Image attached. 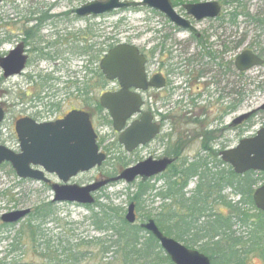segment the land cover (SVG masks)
I'll return each mask as SVG.
<instances>
[{"label":"rangeland","instance_id":"374dc122","mask_svg":"<svg viewBox=\"0 0 264 264\" xmlns=\"http://www.w3.org/2000/svg\"><path fill=\"white\" fill-rule=\"evenodd\" d=\"M92 1L103 0H4L0 4V57L6 56L21 41H26L24 40L25 31L31 28L36 29L34 30L35 39L29 40V43L26 44L28 63L23 73L4 79L0 69V107L5 111V119L0 127V143L7 149L18 152V142L13 127L15 121L19 118L28 117L37 122H52L72 108L81 109L92 114L91 123L97 135V143L100 151L107 155V160L101 167L80 174L68 182L70 185L78 186L90 184L100 177L118 175L125 168L145 160L149 155L153 158L158 157L163 151L161 148L155 152L150 147L135 150L130 154L126 153L117 142V134L108 125L107 114L104 111H97L95 107L93 108L92 101L89 102V100H97L107 90V87H101L99 78V86L94 87L90 74L95 72V68L109 49L117 44H129L148 54L155 66L157 62L162 60L167 61L169 67L177 65L172 67L177 69L174 72L173 85L179 88L177 91L179 97L181 94L189 92L184 84L188 80L187 75L191 66H193V69L199 66V63L196 62L197 58H195L199 50L195 48V45L191 44L190 46L185 43L187 41L186 33H174L170 40L166 42L165 52H160L159 43L161 38L166 34L171 36L172 33L169 31L171 29L168 26L166 27L165 19L146 7L118 10L97 18L79 19L69 15L73 9ZM123 1L139 2L140 0ZM205 1L209 0H177L175 5ZM215 1L222 4L221 15L225 19V31L223 30V32L226 35V42H233L234 44L243 38L242 44L237 50L232 49L228 52L226 61H233L236 55L245 50L251 51L256 56L258 55L264 61V0ZM41 12L46 13L45 17L49 20L41 22ZM233 15H235V19ZM37 27H39L38 30ZM205 27L206 22L198 26L201 30ZM110 45H112L111 48H109ZM39 49H42V53L46 57L50 56L53 59L44 60L39 57ZM83 49H86V52H82ZM55 58H59L57 59L59 61H55ZM190 59H194V63L189 68L187 60ZM155 66H153L154 70ZM45 76L54 80L46 83V88L49 87L45 90L46 100L39 103L32 97L39 94L40 88L36 84H38L40 78ZM93 80L95 81V79ZM226 83L227 93L234 90V88L242 90V102L235 113H230L226 117L225 124L222 123L221 126L210 125L207 131H203L205 135L211 133L208 137L206 136L209 140L215 138V141L208 147L209 152L203 149L201 141L197 139L199 133L196 132L197 129L194 126H186L188 123L187 116L183 117L182 115L176 119L180 127L178 126L174 130L169 123L164 127V135H169L167 139L165 138L164 143L168 146H172L174 141L177 142L179 134L185 137V140H182L183 143L174 144V147H178L177 151L181 156V162L175 165L174 168L172 167L171 170H177L183 164L188 166L197 159L207 162L208 168L216 165L220 170H227L229 166L220 161L218 153L234 148L240 139L253 135L264 123V115L259 114L255 118H251L242 131H221L226 127L225 125L239 114L255 110L264 103V90H256L260 86L264 87V65L249 70L239 79L233 73L228 74ZM84 92L87 95H84ZM43 95L44 93L40 94V97H43ZM228 102L227 99V106ZM51 105L56 107V109H51L52 112L49 110ZM213 129L216 130L212 132ZM186 131H188V134H186ZM210 155L216 157L213 158ZM123 163L127 164V167H123ZM167 177H155L148 182L149 187H152L153 190L146 191L138 208L139 210L135 211L138 225L147 221V219L153 220L152 217L163 213V209L169 204V200H163L155 195L165 190ZM252 177L255 178V176ZM47 178L51 182L57 183L55 177ZM197 182L198 176H194L188 182L183 190L185 198L191 199L193 197ZM138 184L139 180L129 185L124 182L110 184L96 193L95 199L99 203H106L108 200L114 208H120L123 216H125L127 207L131 203L130 199L138 190ZM6 189L10 191V195L1 194ZM0 194V217L15 210L29 209L31 211L37 208L36 206L47 203L52 199L51 191L42 183L34 181L20 182L16 177L7 175L5 172H0ZM11 195L13 196L10 197ZM221 195L231 205L239 203L242 198L230 189L224 190ZM13 201H16V204ZM55 205L54 213L50 217L58 219L60 222H52L41 227L45 236L52 239L53 245H57V240L65 236L69 239V243L73 244L76 243L73 240L89 241L92 238L109 235L108 232L102 234L95 231L89 224L88 220L91 214L89 210L76 204L63 203ZM223 208L222 204L216 203L212 211L216 214L217 212L225 214ZM241 209L247 215H252L253 208L248 203L242 205ZM95 211L97 210H93V212ZM30 220V216L25 217L14 227L0 233V262L7 257L11 263L20 260L26 262V264L36 262L38 264L40 260L37 258V253L33 252L30 244H27L28 240L26 238L24 239L23 256L17 258V253H8L11 249L9 248V245H11L9 241ZM204 223H206V219H201L200 222H197V227H203ZM0 224H2L1 221ZM166 226L167 229L173 232L172 235L183 230L182 225H177L176 221L174 222L176 227L170 228L173 226L172 224ZM232 231L237 237L248 238L245 230L238 229L237 225L233 226ZM145 233L142 234L143 238L147 237ZM205 242L199 241L197 246L179 243L185 247L188 245L191 250L202 253L200 247ZM162 255L164 257V253ZM206 256L209 258V255ZM106 258L109 259L110 255ZM82 264H91V262L86 261ZM248 264H263V262L257 257L250 256Z\"/></svg>","mask_w":264,"mask_h":264},{"label":"water","instance_id":"95a60500","mask_svg":"<svg viewBox=\"0 0 264 264\" xmlns=\"http://www.w3.org/2000/svg\"><path fill=\"white\" fill-rule=\"evenodd\" d=\"M138 7H147L161 13L177 28L196 33L188 21L176 14L170 0H140L131 3L121 0L92 1L73 9L72 14L80 19L95 18L117 10ZM183 9L197 21L216 18L221 11L215 2L188 4L184 5ZM27 60L24 46L19 43L6 56L0 57L2 77L7 79L20 75L26 67ZM144 64L145 59L138 48L129 44L115 46L99 62V69L104 78L108 81L118 80L121 85V90L117 94L105 93L100 96L99 106L110 116L112 128L119 135L118 144L126 153H132L138 147L144 146L158 132L156 126L150 124L151 118L148 114L126 127V123L140 112L141 107L140 98L128 89L133 87L144 90L148 85L145 84ZM262 64V60L250 51H243L235 60V67L241 73ZM259 111L264 112V104L254 111L241 115L233 124H241ZM4 117V111L0 107V125ZM14 132L18 141V152L11 151L0 143V166L8 164L20 180L50 184L53 193L50 202L53 204L91 206L95 202L94 194L102 188L118 182L129 185L138 179L145 183L165 172L175 161L148 158L126 168L115 177L84 186L70 185L68 182L71 179L101 167L106 161V155L99 152L97 135L88 113L73 110L61 120L48 123H37L27 117L20 118L14 123ZM219 157L236 175L247 172L264 174V124L255 136L242 139L236 147L221 151ZM45 174L54 175L61 184H51ZM253 203L257 210L264 213V182L255 190ZM29 213V209L15 210L3 214L0 221L4 224H17ZM124 220L129 225L136 223L134 203L128 205ZM139 227L156 239L172 264H211L205 255L163 235L152 219L141 223Z\"/></svg>","mask_w":264,"mask_h":264},{"label":"trees","instance_id":"16d2710c","mask_svg":"<svg viewBox=\"0 0 264 264\" xmlns=\"http://www.w3.org/2000/svg\"><path fill=\"white\" fill-rule=\"evenodd\" d=\"M42 13H40L43 19L40 18L41 22L46 20V13ZM233 17L236 18L235 15ZM34 30L36 29L31 28L25 31V40L35 39ZM111 47L112 45L109 48ZM82 52H86V49H83ZM38 55L44 60L53 59L50 56L46 57L42 53V49L38 50ZM98 78L101 81L102 76L99 74ZM46 82L45 76L40 78L36 84L40 88V92L32 99L39 103L46 100ZM42 93L44 95L40 97ZM84 95L87 94L84 92ZM53 108L56 109L54 105H51L49 110L51 111ZM97 111H101L99 106H97ZM206 147L203 146V149L209 152ZM174 155L179 156V153L175 152ZM214 155L210 156L214 158L216 157ZM207 164L204 160L197 159L188 166L183 164L181 168L169 174L165 190L155 194L163 200L170 201L163 209V213L152 217L156 226L166 237L172 238L173 236L172 239L180 243L197 246L199 241H206L207 243L205 242L200 250L204 255H209L212 264H248L250 256L257 257L264 264V214L256 210L258 214L252 219L241 209V206L246 203L254 208L251 200L252 190L245 188L246 185H242L244 181H247L246 177L234 174L230 167L227 170H220L216 165L208 168ZM122 165L127 167L125 163ZM0 172L15 177L8 164L1 165ZM194 176H198L200 182L195 187L193 197L187 199L183 190L187 186L188 180ZM177 179H180L182 183L178 184ZM226 189L241 196V201L234 205L226 202L221 195ZM149 190L153 189L149 187L148 182L138 184L137 192L130 199L136 210H139L142 198ZM4 193L10 195V191L7 189L1 192L2 195ZM13 202L16 204V201ZM216 203L224 204L227 210L225 217L213 214V206ZM55 206V204L47 202L32 209L31 220L25 227H21L9 241L11 244L9 245L11 248L9 254L17 253V258L23 256L24 239L26 238L27 244H30L33 252L37 253V258L40 260L38 264H82L86 261L91 264H172L168 257L165 255L163 257V252L157 241L147 233H145L147 237L143 238V230L138 225L127 224L121 209L114 208L108 200L106 203H99L95 199L92 206L83 207L91 212L88 221L94 230L102 234L108 232V236L92 238L89 241L77 239L73 240L76 242L73 244L69 243V239L65 236L57 240V245H53L52 239L45 236L41 227L52 222H60L58 219L50 217L54 213ZM93 210L97 211L93 212ZM201 219H206V223L203 227H197V222H200ZM175 221L177 225H182L183 230L172 235L173 232L167 229L166 225L172 224L173 226L170 228H174L176 227L174 226ZM234 225H237L238 229L245 230L248 238L237 237L232 231ZM12 227L14 225L0 224V233ZM188 245L186 247L191 249ZM109 255L110 258H106ZM0 264H26V262L15 260L11 263L5 257ZM30 264H37V262Z\"/></svg>","mask_w":264,"mask_h":264},{"label":"flooded vegetation","instance_id":"af4514ba","mask_svg":"<svg viewBox=\"0 0 264 264\" xmlns=\"http://www.w3.org/2000/svg\"><path fill=\"white\" fill-rule=\"evenodd\" d=\"M3 1L4 0H1L0 4H2ZM176 2L177 0H170V4L172 8L175 10L177 15H179L180 17L188 21L189 24L192 27H194V29L196 30V33L184 31V30L177 28L172 23H170L164 17L163 14L158 13L162 19H165L164 20L165 25L166 27L168 26L171 29L169 31L172 33L171 36H169L168 34H166L165 36L164 35L162 36L161 42L159 43V48H160V52L162 51L165 52L166 42L170 40V37H172L174 33H186L187 41L185 43L187 45L189 44L190 46L191 44H193L195 45V48L199 50L197 55L195 56V58H197L196 62L199 63V66L195 67L194 65L195 69H193V66H191L190 68V65L194 63L195 58L192 60L191 59L187 60L190 70L187 75L188 80L184 84V87L188 89L189 92H185L183 95L181 94L179 97L178 92H177L179 88H176V86L174 87L173 85V78L175 74L174 72L177 69L175 68L173 69L172 67H175L177 65H171L172 67H169V65L167 64V61L162 60L160 62H157V65L155 66L154 63H152L148 54L143 53L140 49H138L139 53L145 59V64H144V69H143L144 76H145V84H148V85L144 90L136 89L133 87L128 89L131 93L136 94L140 98L141 107H140V112L132 116L130 120L126 123V127L132 125L134 122L140 121L143 115L148 114L151 118L150 124L156 126L157 131H158L157 134L147 144H145L144 146L138 147L136 150L148 149L151 147L156 152L162 148L163 151L160 156L153 158V156L149 155L146 159L148 158H152L153 160L175 159V161L167 167L165 172L157 176L159 178L169 176L170 173H173V171L176 170V169L171 170V168L172 167L174 168L175 165L181 162V156L174 155L175 152H178L177 151L178 147L177 146L174 147V144H179L180 142L183 143L182 140H185V137L182 134H179L177 142L174 141V144L172 146L171 145L168 146L166 143H164L165 138L167 139L169 136V135H164V127L167 126L168 123L171 126V128L174 130L176 127L179 126V123L176 122V119L182 115L183 117L187 116L188 123L186 124V126L187 127L194 126L197 129L196 132H199L197 135V139L201 141L202 147L203 146L210 147V145L215 141V138L211 139L213 141L209 140L207 137L208 135H211V133L205 135L203 131H207L210 125L221 126L222 123L225 124L226 117L230 113H235V111H237L240 108V105L242 102V90L241 89L234 88V90H230L227 93L226 78L228 74H232V73L236 75L238 79L242 78L244 73H241L236 69L235 60L243 51H241L238 55H236L234 60L230 62L226 61V55L232 49L237 50L241 46L243 38L241 40H238L234 44L233 42H228V43L226 42V35H225V32H223V30L225 31L224 29L225 19L221 15V11L219 12V15L216 18L197 21L194 19L193 16L187 15L186 11L183 9L184 5H188V4H184V5L179 4V6H176L175 5ZM207 2H215L220 6V9H222V4L215 0H209V1L201 2V3H207ZM201 3L196 2V3H191V4H201ZM69 15H72V13L70 12ZM45 19L49 20V18L47 17H45ZM203 22H206V27L203 30H201L198 28V26L202 24ZM24 40H25V37H24ZM20 43L23 44L24 53L26 54V48H27L26 44L29 43V40L26 39V41H21ZM245 51H248V50H245ZM26 56L28 57L27 54ZM57 59L59 58H55V61H59ZM263 65H264V61H263ZM153 66H155V70L153 69ZM99 74L102 76V79L100 82L101 87H104V86L107 87L106 88L107 90L104 91L100 96H102L105 93L117 94L121 90V85L118 80L108 81L104 78V76L102 75L99 69V65L95 68V72L90 74L94 87L99 86L98 85V75ZM93 79H95V81ZM46 80H47L46 83H49V81H52L54 79H51L50 77H46ZM48 88L49 87H47L46 89ZM256 90L263 91L264 87L260 86L256 88ZM182 91L184 92L185 90H182ZM227 99L229 100L228 106L226 104ZM91 101L93 104V108L95 107V109L97 110V106H99V98L97 100L93 99ZM73 110H81V109L72 108L68 110L65 114L61 115L60 117L55 118L52 122L61 120L68 112L73 111ZM102 111L104 110L101 109V112ZM104 112L107 114L106 117L108 118V125H110L112 128L110 116L108 115L106 111ZM88 114H89L90 121H92V114L90 113ZM259 114L264 115V112L256 113L255 116L252 117V119L255 118ZM241 115L242 114H239L238 116L233 118L227 125H225L226 126L225 128L221 129V131L222 132L226 130L242 131V129H244L245 126L250 122V118L246 120L245 122L243 121L241 124L234 125L233 123L235 122V120ZM215 130L216 129H213L212 132H214ZM186 134H188V131H186ZM255 134H256V131L253 135H250L249 137H252ZM118 136L119 135L117 134V139H118ZM186 143L188 144V142ZM240 176L246 177L245 179L247 181L246 182L244 181V184L242 183V185H246L245 188L247 189L249 188L252 190L251 200L253 202V194L255 190L261 187L264 182V174L247 172ZM252 176H255V178ZM47 177H55V176L46 175V178ZM107 178H110V177H100L99 179H96L93 182L98 181V180H104ZM193 178L194 177L190 178L188 182L192 180ZM151 179L147 180L146 182H149ZM199 179L200 178L198 177V182L196 183L195 187L197 186V184H199L200 182ZM50 183H53V182L50 181ZM177 183L180 184L182 183V181L180 179H177ZM42 185L45 187H48L50 190V184L42 182ZM195 187H194V190H195ZM222 197L224 198V200H226L224 196ZM214 198L216 197L214 196ZM222 206L224 207L223 209H225L224 210L225 214H221L220 212H217V214L213 212V214L219 215L220 217L222 216L225 217V215L227 214L226 208L224 204H222ZM252 210H253L252 215L250 216L253 219L256 217L258 212L256 211L255 207ZM31 214H32V210L30 211L29 215H27L26 217L30 216ZM2 224L11 225V224H4V223Z\"/></svg>","mask_w":264,"mask_h":264}]
</instances>
